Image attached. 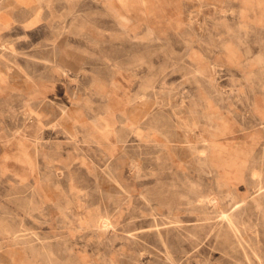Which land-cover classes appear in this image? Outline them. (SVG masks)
Wrapping results in <instances>:
<instances>
[{
    "label": "rangeland",
    "instance_id": "obj_1",
    "mask_svg": "<svg viewBox=\"0 0 264 264\" xmlns=\"http://www.w3.org/2000/svg\"><path fill=\"white\" fill-rule=\"evenodd\" d=\"M63 3L53 83L69 91L54 93L51 147L37 151L53 171H0V264H264V0ZM0 59L11 73L13 54ZM189 94L196 123H158V98H181L177 111ZM13 110L1 123L45 126ZM78 110L79 146L61 122ZM229 165L243 186H226Z\"/></svg>",
    "mask_w": 264,
    "mask_h": 264
},
{
    "label": "crops",
    "instance_id": "obj_2",
    "mask_svg": "<svg viewBox=\"0 0 264 264\" xmlns=\"http://www.w3.org/2000/svg\"><path fill=\"white\" fill-rule=\"evenodd\" d=\"M64 6L63 0H0V53L11 52L13 54L11 73L9 69H5L4 60L0 59L2 77L7 73L11 74L12 77L6 82L4 78L0 79V171L17 172L22 177L26 176L30 179L35 177L34 183L41 182L37 173L53 171L52 165L47 163L46 156L41 157L43 153L40 151L39 155L37 152L38 149H42L45 154L46 149L51 147L47 140L52 138V128L49 125L52 123L50 111L54 102L53 95L54 93L69 91L68 85L53 83L52 44L54 34L57 33L54 30L65 25V20L54 18L53 13L62 11ZM25 53H28V58L22 56ZM22 58L27 60L24 62L23 68L20 67L21 64L18 66L14 62L18 60L21 63ZM38 58L44 61L37 62ZM222 92L220 93L223 94ZM191 96L189 94V98L185 99L188 101L187 105H180L177 111L173 108L182 102L181 98L177 101L174 100L173 104L163 100V105H161V99L158 98L156 110L158 123H196V99H192ZM222 96L224 97V95ZM202 97L205 107L214 106V102L220 107L242 106V103H239L240 100L237 99L229 103L228 100L222 98L212 99L211 94L209 96L204 94ZM255 100L258 103L256 106L264 107V100L260 98ZM109 103L112 109L117 107L116 102L111 101ZM161 106H163L162 109ZM28 107L34 108L44 115V127L40 126L37 118L32 119V122L27 124L21 115H18L17 118L16 115L13 116L11 126L1 123L4 121L6 109L12 108L14 109L13 113H20L22 108ZM181 117L184 119L181 120ZM61 122L68 130L69 127L76 126L79 146L85 138L84 134H81L85 131L83 112L78 110L74 113L73 118L66 116ZM16 128L20 130L23 128L25 132L19 131L15 134ZM12 133L13 136L10 139ZM42 135L44 140L40 139ZM114 143V140L105 142L104 146L109 149L108 152L115 147ZM192 156L189 159L195 162L196 154L193 153ZM175 160L179 162L181 158ZM230 167L231 165L221 170L222 176L227 181L226 186H243L238 180L241 177L239 168ZM60 168V170H67L65 166ZM73 170L77 172L86 171L79 162ZM43 186L45 187L46 184L44 183Z\"/></svg>",
    "mask_w": 264,
    "mask_h": 264
}]
</instances>
